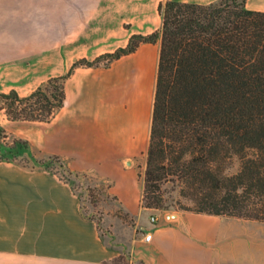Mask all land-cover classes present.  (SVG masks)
<instances>
[{"label": "crops", "instance_id": "0c3cea01", "mask_svg": "<svg viewBox=\"0 0 264 264\" xmlns=\"http://www.w3.org/2000/svg\"><path fill=\"white\" fill-rule=\"evenodd\" d=\"M161 1L0 0V92L27 95L75 60L158 29ZM245 6L264 11V0ZM159 48L143 42L108 66L76 67L48 122L10 120L0 110V128L28 141V157L57 154L68 167L108 180L140 235L111 240L68 181L40 165L0 159V264H264L262 221L142 205L143 180L124 148L128 136L142 151L148 145ZM117 182L136 187L133 201ZM121 255L124 262L113 260Z\"/></svg>", "mask_w": 264, "mask_h": 264}, {"label": "trees", "instance_id": "16d2710c", "mask_svg": "<svg viewBox=\"0 0 264 264\" xmlns=\"http://www.w3.org/2000/svg\"><path fill=\"white\" fill-rule=\"evenodd\" d=\"M158 12V29L131 34L126 45L93 59L75 60L65 74L27 95L0 92V110L10 120L48 122L63 107L65 79L76 67L108 66L143 42L159 41L146 162L138 173L142 205L163 208V184L171 181L195 200V207L184 209L264 222V11L247 8L245 0H164ZM13 141L28 146L25 139ZM235 160L238 169L228 171ZM51 161L68 176L88 175L57 154L35 159L33 166L49 169Z\"/></svg>", "mask_w": 264, "mask_h": 264}, {"label": "rangeland", "instance_id": "374dc122", "mask_svg": "<svg viewBox=\"0 0 264 264\" xmlns=\"http://www.w3.org/2000/svg\"><path fill=\"white\" fill-rule=\"evenodd\" d=\"M13 138V136L0 128V156L3 157L2 159L13 160V157H15V161L27 160L28 165L33 166L34 160L40 157H28L23 153V145L14 142ZM142 146L141 141L134 144L132 136H128L124 148V152L131 156L128 161L137 165L138 173L141 175L144 172L146 162ZM119 153L121 154V150ZM47 166L49 170L69 177L73 189L79 196L83 212L97 221L102 234L109 235L110 239L116 242H126L131 233L133 236L140 235V228L136 226L134 216L125 210L118 198L109 189L108 195L104 193L105 187L110 183L108 180L91 173H88L87 176H68L58 163L54 161L48 162ZM238 166V160H235L228 171L234 172L238 169ZM139 178L142 179V176ZM116 186L120 190H125L132 201L135 199L137 190L134 185L117 182ZM163 193L164 201L161 209L177 210L195 207V200L190 194V190L186 189L183 191L176 183L165 182L163 184ZM121 257L125 260L124 255H121Z\"/></svg>", "mask_w": 264, "mask_h": 264}, {"label": "built area", "instance_id": "2783aa9c", "mask_svg": "<svg viewBox=\"0 0 264 264\" xmlns=\"http://www.w3.org/2000/svg\"><path fill=\"white\" fill-rule=\"evenodd\" d=\"M151 220H152V221L155 220V217H154V216H151ZM150 236H151L150 233H144L143 238H144V239H149Z\"/></svg>", "mask_w": 264, "mask_h": 264}]
</instances>
